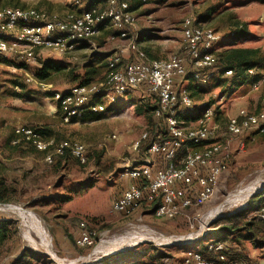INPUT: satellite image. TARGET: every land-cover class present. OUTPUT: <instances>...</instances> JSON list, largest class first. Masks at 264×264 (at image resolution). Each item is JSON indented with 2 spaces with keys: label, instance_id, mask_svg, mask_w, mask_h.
Listing matches in <instances>:
<instances>
[{
  "label": "rangeland",
  "instance_id": "1",
  "mask_svg": "<svg viewBox=\"0 0 264 264\" xmlns=\"http://www.w3.org/2000/svg\"><path fill=\"white\" fill-rule=\"evenodd\" d=\"M91 6L102 5L85 3L77 7L74 0H0V9L33 7L59 18ZM130 7L139 36L138 47L150 58L167 59L181 51L182 22L188 18L222 37L225 46H219V52L231 45L254 46L264 51V0H136ZM236 23L245 24V38H238L237 34L229 36ZM114 33L106 26L101 34L71 55L35 50L34 63L19 64L13 57L0 60V179L7 187L5 196L9 198L4 204L11 207L9 210L4 206L0 219L13 221L18 231V238L0 253V264H14L22 256L30 264H106L115 257L114 264H180L186 254L202 252L209 241L224 238L230 243L232 238L222 232V219L246 213L247 221L259 223L254 209L264 200V186L246 199H233V196L238 190L264 181L262 135L246 138L242 147H233L215 193L204 204L171 220L153 218L145 212L144 205L129 216L110 213L113 199L125 185L121 178L124 166L146 156V147L134 150L133 146L156 121L153 118L149 121L145 112L154 103L134 92L113 112L87 114L64 125L52 94L78 85L89 68L99 69L101 73L95 81L101 78L106 71L107 56L115 46L125 45L115 39L106 41ZM48 61L64 70L49 82L35 80L24 84L26 74L34 73L41 63ZM182 85L196 92L193 97L196 108L199 102L213 107L215 119L221 125L241 108L252 110L249 102L255 104L258 99V94L251 98L248 84L241 86L229 79L215 80L202 87L188 80ZM197 113L198 110H193L192 116ZM16 127L44 130V139L55 143L66 140L81 143L87 151V163L79 165L68 156L48 164L41 153L29 146L13 148L9 143ZM218 208L221 210L217 213ZM29 215L36 218L49 239L48 250L26 241L23 230L29 228ZM203 216H206L204 220ZM209 216L216 218L205 228ZM81 223L98 236L91 248H78L74 244ZM30 234L35 238L33 231ZM137 234L163 236L164 240L140 242L131 237ZM177 237L195 240L192 244L189 239L178 244L167 242ZM253 241L256 247L249 241H240V259L264 264V233ZM144 247L148 250L141 251ZM162 255L168 260L161 259Z\"/></svg>",
  "mask_w": 264,
  "mask_h": 264
},
{
  "label": "built area",
  "instance_id": "2",
  "mask_svg": "<svg viewBox=\"0 0 264 264\" xmlns=\"http://www.w3.org/2000/svg\"><path fill=\"white\" fill-rule=\"evenodd\" d=\"M85 3H102L104 7L94 6L62 18L33 7L0 9V60L13 57L17 63L27 65L35 62V50L71 55L104 27L112 28L125 45L107 56L102 80L54 92L56 112L61 123L67 125L87 114L113 112L134 92L155 102L153 117L159 130L145 146L146 156L124 166L121 178L130 183L115 196L110 213L129 216L144 205L145 212L155 219H174L212 197L234 146L242 147L246 138L264 134V96L260 98L259 111L240 109L219 124L213 107L199 102L196 108L187 87L182 85L188 80L202 87L233 76L232 70L218 63L217 48L225 42L217 32L196 24L193 18L185 19L181 28L182 52L167 59H151L138 47L139 36L128 0H74L77 7ZM229 36L233 37L234 31ZM246 75L252 92L264 86V70L249 69ZM34 81L32 74L25 75L24 84ZM193 110H198L194 116ZM147 137L148 133L142 134L133 149H139ZM20 144L42 153L48 164L65 154L79 165L87 163L84 145L69 140L55 143L44 139L39 129L14 128L10 145ZM7 205L0 203V211ZM254 213L264 225V204ZM96 237L81 223L74 244L91 248ZM229 249L240 253L236 246L229 248L224 242L212 240L205 244L204 254L193 251L180 264H255L254 260L232 257Z\"/></svg>",
  "mask_w": 264,
  "mask_h": 264
},
{
  "label": "trees",
  "instance_id": "3",
  "mask_svg": "<svg viewBox=\"0 0 264 264\" xmlns=\"http://www.w3.org/2000/svg\"><path fill=\"white\" fill-rule=\"evenodd\" d=\"M129 5H134L136 3V0H130L128 1ZM93 4V3H92ZM99 4V3H95ZM104 7V4L100 3ZM94 7V6H91ZM90 7V8H91ZM131 11V7L129 8ZM196 24L200 25L199 22L196 20ZM234 31V36L236 35L238 38L243 37L246 35V27L245 24L242 23H236V27ZM225 45H221V47H224ZM144 52V51H143ZM145 53V52H144ZM146 54V53H145ZM216 56L218 58V63L220 66L224 67L225 69L232 70L233 76L229 78V80H232L233 82L237 83L238 85H243L247 83L249 80L246 71L249 69L257 68L264 70V51H262L260 48H240V47H234L233 45L229 46V48L222 49V51H217ZM150 58V57H149ZM155 59V58H151ZM64 70V67L61 65H58L53 62H43L40 64V67L37 68L32 75L34 76L35 80L38 82L46 83L51 81L53 76H56L60 74ZM99 69L95 68H89L86 69L84 72V75L82 79L80 80L78 85H89L95 82H98L102 80L104 74L101 78L97 79L95 81V78H97L100 75ZM220 81H226L228 79H219ZM18 87V86H16ZM19 88V87H18ZM188 89V88H187ZM190 97L193 99V97H196V92L190 91ZM152 101V100H151ZM153 102V101H152ZM154 105H148L146 108L147 118L149 121L153 118L155 121L153 114L156 109V103L153 102ZM208 106V105H207ZM155 122H152L150 128L148 129V137L147 140L144 142H140L139 149L142 147H145L148 143V141L153 137V134L155 130H159L158 127L156 128ZM159 128H162L159 126ZM39 132L43 137L46 136V133L44 130L39 129ZM264 136V134H261ZM10 144V143H9ZM23 146H28L26 144H20L17 146H12L13 148H20ZM30 147V146H29ZM33 149V148H32ZM34 150V149H33ZM35 151V150H34ZM42 154V153H41ZM43 155V154H42ZM69 155L65 154L62 157L55 158V159H66ZM7 187L5 186L4 182L0 179V203H8L9 198H7L6 195ZM261 204H264V200L261 201ZM260 204V205H261ZM259 205V206H260ZM258 208V207H257ZM247 214H238L235 216H230L227 218H224L221 220V223L223 224L222 232L225 233L228 237L232 238L230 240V243L228 244L224 238H221L218 241L224 242L227 244L229 248L233 246H238L240 241L243 239L244 241H249L256 247L257 245L253 243L254 238L258 236L261 233H264V225L260 223H252L250 221H247L246 219ZM220 222V221H219ZM242 233H246V235H242ZM236 234V235H235ZM238 234V235H237ZM18 231L16 226L14 225L13 221L6 220V219H0V253L2 250H4L5 246L10 243L13 239L18 238ZM148 247H144V249H141V251H147ZM233 249H229V253L232 257H239L240 253H235L232 251ZM203 254L205 252V247L203 248ZM139 254V253H138ZM161 259H167L168 257L166 255H162ZM112 260V259H111ZM21 261H25V263L30 264L31 262L26 260L24 256H22L20 259H17V261L14 264H20ZM117 262V257L113 259V261L107 262L106 264H114ZM161 263L163 261H160Z\"/></svg>",
  "mask_w": 264,
  "mask_h": 264
},
{
  "label": "bare ground",
  "instance_id": "4",
  "mask_svg": "<svg viewBox=\"0 0 264 264\" xmlns=\"http://www.w3.org/2000/svg\"><path fill=\"white\" fill-rule=\"evenodd\" d=\"M256 182V181H255ZM262 186H264V181H262V182H260V181H258V182H256V183H254V184H252V185H250L249 187H247V188H244V189H241V190H238L237 192H236V194H234V196H233V199H235V198H243V199H246L249 195H251L253 192H255L256 190H258V189H260ZM227 200V199H226ZM234 201H232V203H233ZM227 203H229V201H227ZM231 203V202H230ZM228 205V204H227ZM223 206V205H222ZM225 206V205H224ZM5 208H7V209H9L10 210V206H5ZM219 210H221V208H218L216 211H217V213L219 212ZM214 212V211H213ZM212 215V214H211ZM206 216H203V218H202V220H204V218H205ZM28 223H29V228L27 227V228H25V230H23L24 231V237H25V239H26V241L28 242V243H30L32 246H34V247H39V248H41V249H44V250H48L49 249V239L47 238V236H46V234H45V232L43 231V229H42V227H41V225L38 223V221L36 220V218H34V216L33 215H29L28 217ZM214 218H216L215 216H209L208 218H207V220H206V222H205V225L207 224L208 225V223L210 222V221H212V220H214ZM201 222V221H200ZM27 223V222H26ZM204 225V226H205ZM207 225L205 226V228L207 227ZM202 228H203V226H202ZM30 231H33V233H34V235H35V238H33V236L30 234ZM192 236V235H191ZM132 238H134L135 240H139L140 242H142V241H147V240H155V241H157V242H159L160 243V241L161 240H164V238H163V236H153V235H133V236H131ZM130 237V238H131ZM188 237V236H187ZM187 237H177V238H171L170 239V241H167L168 243H171V242H174V243H182L183 241L185 242H187L188 241V239L191 241L192 239H191V237L190 238H187ZM125 239V238H124ZM134 239H132V240H134ZM131 240V241H132ZM117 241H121V239H119V240H117ZM131 241H130V243H131ZM189 241V242H190ZM110 243V242H109ZM101 245H103V244H101ZM100 245V246H101ZM131 245V244H130ZM128 249H129V247H128ZM50 251V250H49Z\"/></svg>",
  "mask_w": 264,
  "mask_h": 264
},
{
  "label": "crops",
  "instance_id": "5",
  "mask_svg": "<svg viewBox=\"0 0 264 264\" xmlns=\"http://www.w3.org/2000/svg\"><path fill=\"white\" fill-rule=\"evenodd\" d=\"M100 4V3H99ZM104 28H106V27H104ZM103 28V29H104ZM102 29V30H103ZM102 30H100V34H101V32H102ZM246 33H247V30H246ZM245 36V35H244ZM241 37L242 39L243 38H245V37ZM111 37H114V39L116 40V42H122V41H120L119 39H117V36H116V33H114L113 35H111ZM111 37H109V38H107L106 39V41H109L110 39H112ZM113 40V39H112ZM118 47V46H117ZM116 48V46L114 47V49ZM219 48V47H218ZM240 48H259V47H244V46H242V47H240ZM80 49V47H78L77 49H76V51H78ZM262 50V49H261ZM182 51H178V53L180 54ZM245 84H248L249 85V80L247 81V83H245ZM245 84H243V85H245ZM242 86V85H241ZM250 86V85H249ZM258 94V99H257V101H256V103L254 104V103H252V101H250L249 102V106L250 107H252V110H248V109H245V108H241V109H245V110H247V111H249V112H257V111H259V109H260V104H259V102H260V98H261V96H264V86H262L261 88H260V90L259 91H257V92H252V97L251 98H253V97H255V95H257ZM233 116V115H232ZM124 183H125V185L122 187V189H124V188H126L127 187V185L130 183V181L128 180V179H124ZM121 189V190H122ZM121 192V191H120ZM119 193V192H118ZM237 248H239L238 246H236Z\"/></svg>",
  "mask_w": 264,
  "mask_h": 264
},
{
  "label": "water",
  "instance_id": "6",
  "mask_svg": "<svg viewBox=\"0 0 264 264\" xmlns=\"http://www.w3.org/2000/svg\"><path fill=\"white\" fill-rule=\"evenodd\" d=\"M174 244V243H173Z\"/></svg>",
  "mask_w": 264,
  "mask_h": 264
}]
</instances>
